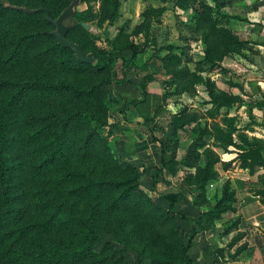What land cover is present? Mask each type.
I'll return each mask as SVG.
<instances>
[{"label": "trees", "instance_id": "16d2710c", "mask_svg": "<svg viewBox=\"0 0 264 264\" xmlns=\"http://www.w3.org/2000/svg\"><path fill=\"white\" fill-rule=\"evenodd\" d=\"M72 1L0 0V264H119L123 256L120 255L119 260L115 257L118 252L114 248L115 241L103 237L93 220L82 213L78 206V200L82 198L98 200L111 193L109 209L134 207V210H139L147 217L160 215L159 208L139 188L140 172L119 163L114 155V141L101 132L103 127H108L110 134L115 125L108 121L110 104H105L103 99L105 91L102 87L110 82V78L101 79L91 86H82L70 80L55 82L46 78L22 76L12 79L4 76L15 63L25 59L40 62L51 51L66 55L61 59V64L68 66L73 63V67L88 72H110L119 59L122 60L123 69L136 63L140 48L133 42L121 48L115 45L113 51L102 58L95 54L96 61L88 63L81 61L71 48L60 45L58 38L51 34L52 31H20L16 28V23L35 20H43L52 28L54 26L44 18L47 11L50 18L54 19ZM119 4L120 0H109L111 20L118 16ZM179 4L188 6L189 0H179ZM190 5L195 7V31L207 44L208 58L215 61L216 58L225 57L231 49L239 50L244 41L232 29L221 24V20L232 17L223 11L224 2L211 4L201 1ZM165 10L163 8L161 11ZM85 20L81 19V26ZM69 33L70 30L67 38L78 43L88 53L81 36L71 37ZM46 37L50 39L51 46L39 51L28 50ZM166 48L170 49L171 46ZM174 62L178 63V60ZM183 70L186 72L183 73ZM183 70L179 72L182 76L191 74L188 66ZM146 79L154 80L151 75H147ZM142 89L144 94L128 100L123 112L126 121L145 127L152 141L159 143L162 162L153 174L156 185L168 152L166 141L156 134L158 126L153 117L141 114L132 118L128 116L137 104L146 101L147 89ZM98 95V100L92 101ZM209 95L213 106L205 115L209 114L214 121L222 107L230 108L243 101L237 94L225 90L216 92L213 86L209 88ZM37 98L40 99L42 110L23 115L24 105ZM257 107L264 110V98L257 103ZM181 116L184 118L181 123L173 122L179 129L198 123L202 117L187 110H183ZM116 123L123 125L121 122ZM260 125L264 128V121ZM232 131H226L218 122L212 128L198 126L197 149H203L206 157L205 165L197 166L195 181L198 190L206 189L211 181L219 177L221 169L217 165H222L223 171H229L237 157L240 160L239 167L248 169L250 174L264 170V137L249 138L244 134V143L238 144ZM209 134L214 135L216 144L224 152H232L230 147L234 146L239 154L232 160H223L214 148L202 140ZM200 155L197 152V156ZM177 163L174 160L170 167L174 174ZM249 191L258 196L264 206V171L258 174L257 184ZM180 193V190L165 192L161 197L170 202V214L197 226L183 241V254L185 263L200 264L193 260L191 253L195 237L201 231L214 228V221H219L218 215L227 212L234 213L235 217L232 223L224 227L223 235L240 228V206L237 210L229 205L239 202V199L228 182L215 204L206 211L200 210L198 217L192 219L178 205L187 202L197 207L199 204L197 200L190 201ZM245 235L243 231L233 235L225 247L228 253L242 254L247 250V241L240 244ZM256 240L261 242L258 238ZM225 248L213 250L209 245L204 246L202 256L207 258L218 254L224 259ZM110 251L114 252L109 254Z\"/></svg>", "mask_w": 264, "mask_h": 264}, {"label": "rangeland", "instance_id": "374dc122", "mask_svg": "<svg viewBox=\"0 0 264 264\" xmlns=\"http://www.w3.org/2000/svg\"><path fill=\"white\" fill-rule=\"evenodd\" d=\"M201 1L211 4L223 2L189 0L188 6H182L179 0H120L119 14L111 20L108 13L109 0H73L69 8H65L68 12L61 19V24L69 28L70 36H81L88 53L95 56V61V54L102 58L112 52L115 45L121 48L132 42L138 44L140 51L136 63L123 69L122 60L119 59L110 72H88L78 70L73 67V63L68 66L61 64V59L66 55L51 51L40 62L25 59L15 63L4 73V76L12 79L28 76L55 82L70 80L82 86H91L101 79L110 78V82L102 87L105 91L103 99L105 104H110L108 121L115 125L110 134L108 127H103L101 132L114 141V155L119 163L125 168L131 167L140 172L139 188L160 210V215L147 217L139 210H134V207L109 209L112 203L111 193L103 199L78 200L82 213L93 220L101 235L115 241L114 248L118 249L115 257L119 260V256H123L119 264H187L183 254V241L190 234V222L169 213L170 202L161 197L162 193L180 190V194H184L190 201L197 200L199 207L206 211L218 200L226 183L229 182L239 196L257 184L258 176L250 181L241 180L235 174L240 163L237 157L230 171L221 173L222 165H217L221 169L219 177L211 181L206 189L198 190L197 166H204L206 157L203 149H197V135L198 126L207 125L212 128L218 122L226 131L233 130V138L238 144L244 143V134L249 138L264 137V128L260 125L264 121V110L257 107V103L264 98V0L224 1L222 9L232 17L221 20V24L232 29L244 43L239 46L238 51L231 49L225 57L218 60L216 58L215 61L207 57V44L195 31L196 12L195 7L190 4ZM226 2L229 4L226 5ZM163 8L166 10L161 11ZM60 15L51 19L56 21ZM44 18L54 27L46 25L43 20L24 21L15 25L20 31L46 29L56 37L54 32L59 26L48 20L46 15ZM82 18H86L85 23L91 28L81 26ZM40 41L28 50L39 51L51 46L47 37ZM166 46L171 48L167 49ZM174 60H178V63ZM187 66L191 74L184 77L179 72ZM182 72L185 73L186 70ZM147 75L153 76L154 80L148 81ZM151 83L154 84L153 89H150ZM211 86L216 92L225 90L237 94L243 101L230 108L222 107L214 121L209 114L205 115L213 106L209 95ZM142 88L147 89L146 101L137 104L128 114L153 117L158 126L156 134L166 141L168 152L156 185L153 174L162 162L159 143L152 141L145 127L126 121L123 112L128 100L144 94ZM98 97L99 95L92 101H97ZM31 100L24 105L23 115L42 110L39 98ZM183 110L196 112L202 117L198 123L179 129L173 122L181 123L184 120L181 116ZM139 133L143 134L140 139L137 137ZM213 134L202 140L214 148L222 159L224 156L229 158L227 153L230 152H224L223 148L218 147ZM230 150L239 154L234 146ZM197 152L201 154L199 157ZM174 160L178 162L175 174L170 171ZM229 205L239 210L240 201ZM92 209L95 210L91 212ZM227 213L218 215L219 221L214 222H222ZM238 232L242 230L233 229L224 236L231 239ZM113 252L110 251L109 254ZM240 255L229 252L228 258L223 260L225 263L221 264H242L239 263ZM249 256L251 263L257 264L258 257L256 258L255 253ZM245 261L242 257L243 264Z\"/></svg>", "mask_w": 264, "mask_h": 264}, {"label": "crops", "instance_id": "0c3cea01", "mask_svg": "<svg viewBox=\"0 0 264 264\" xmlns=\"http://www.w3.org/2000/svg\"><path fill=\"white\" fill-rule=\"evenodd\" d=\"M221 1L224 2L225 0H221ZM227 4L229 3L226 2V5ZM153 87H154V84L151 83L150 89H153ZM128 116L132 118L135 115L134 116L128 115ZM142 135H143L142 133H139L137 136L139 137L138 139L142 138L143 137ZM227 154L229 158H225L224 156L223 159L225 161L232 160L233 158L237 156V153L235 152H230ZM232 155H235V156H232ZM263 171L264 170L261 169L259 172L255 174H250L248 169H242L238 167L235 171V174L241 180L252 181L258 176L259 173ZM223 172L224 171H222L221 173ZM232 177L234 178L235 176H232ZM237 196L240 201V212L242 215V220H241L239 227H240V230L246 233L244 239L240 241V244L247 241L248 248H250L248 251L245 250L240 255L241 259L239 263L243 264L242 262V257H243L244 260H246L244 264H252L251 263L252 260L250 259L249 255L255 253L256 258L258 257L257 264H264V237H263L264 236V206L260 202L259 197L256 195H253L249 190L243 194H240V196L239 195ZM178 207L192 219H196L200 213V210H202L199 206L196 207L187 202L180 203ZM234 217H235L234 213L232 212L227 213L223 221L218 222L214 228L210 230H204L198 233V235L194 239V243L192 245V250H191L192 258L195 262L200 263V264L225 263L223 260L228 258L227 254L229 251L228 248H225V247L227 245V242L230 239H228V237H225L223 235V231L226 225H229L230 223L234 221ZM189 228H190V233H191L194 230H196L197 226L193 223H190ZM202 233H204V236L202 235ZM257 238L261 240L260 243L256 240ZM207 245L211 246L213 250H216L218 248H225L224 259L218 256V254H214V255H211L210 257L203 258L202 250L204 246H207ZM233 250L234 249H232V252Z\"/></svg>", "mask_w": 264, "mask_h": 264}, {"label": "water", "instance_id": "95a60500", "mask_svg": "<svg viewBox=\"0 0 264 264\" xmlns=\"http://www.w3.org/2000/svg\"><path fill=\"white\" fill-rule=\"evenodd\" d=\"M68 8H66V9H68ZM66 9L63 11V13L60 15V17L56 21H53L50 18L48 11L46 13V18L48 20H50L51 22L53 21V23H55L56 25L59 26L58 29L54 32V34L58 38V41H59L60 45H62L63 47L71 48L76 53L77 57L81 61L88 62V63H93L95 61V56L93 54L87 53L78 43H76L75 41L67 38V32H68L69 28L68 27H64L61 24V19L68 12ZM83 26L88 28V29L91 28V26L88 25L87 23H83Z\"/></svg>", "mask_w": 264, "mask_h": 264}]
</instances>
